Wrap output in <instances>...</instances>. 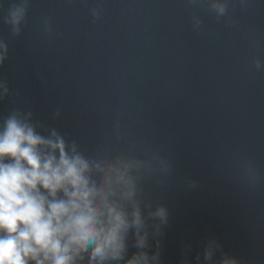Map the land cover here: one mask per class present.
<instances>
[{"label": "clouds", "instance_id": "9594fccd", "mask_svg": "<svg viewBox=\"0 0 264 264\" xmlns=\"http://www.w3.org/2000/svg\"><path fill=\"white\" fill-rule=\"evenodd\" d=\"M28 6L29 0H17L4 18L14 36L21 34ZM208 6L218 20L227 14V0H208ZM91 15L99 19V10ZM193 22L199 29L200 18ZM8 51L0 40V65ZM252 62L264 68L259 59ZM8 96L7 82L0 81V101ZM60 114L57 109L53 119ZM125 143L119 117L92 152L34 120L31 110L14 109L0 119V264H161L159 237L169 212L146 198L145 186L163 187L173 165L150 147ZM188 248L180 264H192ZM220 248L208 238L196 264H241L223 252L217 259Z\"/></svg>", "mask_w": 264, "mask_h": 264}]
</instances>
